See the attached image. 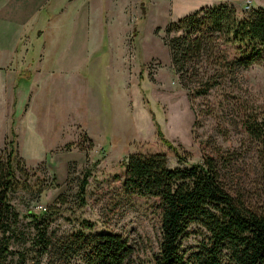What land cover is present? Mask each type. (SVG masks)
<instances>
[{
	"label": "rangeland",
	"instance_id": "374dc122",
	"mask_svg": "<svg viewBox=\"0 0 264 264\" xmlns=\"http://www.w3.org/2000/svg\"><path fill=\"white\" fill-rule=\"evenodd\" d=\"M112 3L115 11L108 10L104 20L109 27L107 49L96 57L91 55L101 45L100 18L96 29L81 23L76 26L74 37L59 50L63 53L51 47L50 29L44 33L37 49H32L37 54L32 63L34 78L19 83L13 108V67L0 64V83L5 84L0 87V151L11 138L12 127L16 156L22 160L19 168L24 172L18 171V176L31 184L28 190L9 194L23 222L29 220L27 212L35 209L49 216L50 229L57 233L82 229L123 234L135 245L130 264H146L157 251L161 209L158 198L123 190L124 162L129 154L162 153L169 167L185 166L211 155L221 164L232 195L251 204L264 201L256 144L241 124L244 104L264 102V65L228 71L223 86L206 96L191 98L172 71L165 44L169 23L200 7L232 5L242 17L246 6L264 7V0ZM142 9L145 20L136 24ZM134 27L137 33L133 35ZM67 32L70 37L71 26ZM83 32L85 42L77 40L83 38ZM27 40L25 36L21 41L23 51ZM229 54L230 58L238 56L236 52ZM84 55L85 61L78 65L76 58L83 60ZM18 57L21 63L24 58L21 54ZM49 62L59 68L78 67L56 72L46 67ZM44 68L51 71H42ZM141 88L147 90V102ZM151 113L166 138L186 156V163L179 164L174 150L160 141ZM85 174L82 202L78 191ZM184 243L192 246L195 236Z\"/></svg>",
	"mask_w": 264,
	"mask_h": 264
},
{
	"label": "trees",
	"instance_id": "16d2710c",
	"mask_svg": "<svg viewBox=\"0 0 264 264\" xmlns=\"http://www.w3.org/2000/svg\"><path fill=\"white\" fill-rule=\"evenodd\" d=\"M144 13L142 9L136 24L144 22ZM132 33H137L136 27ZM165 44L181 87L191 98L206 96L223 86L228 71L264 65V7L251 8L242 17L232 5L200 7L169 23ZM102 47L106 48V42ZM230 52L238 56L230 58ZM35 57L26 55L15 88L29 82ZM144 68L140 67V82ZM141 93L147 102V90L141 88ZM151 121L178 163H186V156L166 138L153 113ZM241 124L256 144L264 181V102L244 104ZM10 135L0 151V264H130L135 245L123 234L82 229L57 233L50 229L49 216L35 209L27 212V222L22 221L9 194L28 190L31 184L18 176V171L23 172L22 160L16 156L12 127ZM221 168L211 155L174 167L168 166L162 153L134 152L126 157L125 193L158 198L161 209L157 251L146 264H264V201L251 204L232 195ZM87 177L79 186L82 202ZM190 236L196 239L192 246L184 243Z\"/></svg>",
	"mask_w": 264,
	"mask_h": 264
},
{
	"label": "crops",
	"instance_id": "0c3cea01",
	"mask_svg": "<svg viewBox=\"0 0 264 264\" xmlns=\"http://www.w3.org/2000/svg\"><path fill=\"white\" fill-rule=\"evenodd\" d=\"M108 10L109 12L113 10L115 11L112 0H0V64L5 62L7 66L9 65L13 67L11 68L14 72L12 77L14 96L12 108L13 104L16 103L15 90L17 87L15 88V84L16 76L18 74L17 72L24 63L26 55L36 54L32 52V49L33 47L34 49H37L42 37L45 35L44 33L47 35V32L50 29L49 37L52 42L51 47L53 46L54 51L57 50V52H60L59 50H63L64 44L69 43L74 37V29L76 26L80 27L81 23L82 27L87 25L89 28V25H93V28L96 29V24L100 18L99 30L101 29L102 31L101 45L99 49L93 51L91 55L96 57L102 51L107 49L109 27L104 20H106L105 17ZM97 12L101 14V17H99V15L97 17ZM70 26L72 32L69 37V32L66 33V30L69 29ZM52 28L54 29L53 31ZM119 31L120 30L117 32ZM11 36L14 38L13 43L11 41ZM25 36L28 40L24 43L23 51L21 48V41ZM77 40L85 42L84 32L83 38L80 39V37H78ZM104 42H106L105 49L102 47ZM39 50L42 51L43 48H39ZM20 54L24 58L21 63L19 62L21 58L18 57ZM58 59H60V57ZM76 61L78 62V65L81 64V61H85V55L83 60L81 58H76ZM33 65H35V63ZM33 65L30 71L31 81L34 78ZM78 65L73 67L72 64L71 67L76 68ZM43 67H45V65ZM46 67L51 68L52 71L62 73L65 72L62 70H73V68L68 69L65 66L63 68V65L59 68L57 63L54 65L50 62L46 64ZM45 69L47 68H44L42 71ZM51 70L47 69V72L49 73ZM4 85L3 83H0V87H3ZM14 115L15 113L12 111L10 114L12 119L14 118Z\"/></svg>",
	"mask_w": 264,
	"mask_h": 264
},
{
	"label": "built area",
	"instance_id": "2783aa9c",
	"mask_svg": "<svg viewBox=\"0 0 264 264\" xmlns=\"http://www.w3.org/2000/svg\"><path fill=\"white\" fill-rule=\"evenodd\" d=\"M250 1H247V3H249ZM246 9L249 10V6H246ZM39 208H41L42 206H38Z\"/></svg>",
	"mask_w": 264,
	"mask_h": 264
}]
</instances>
